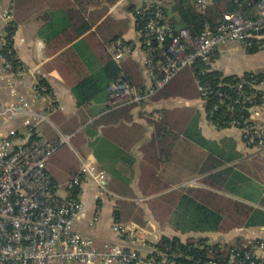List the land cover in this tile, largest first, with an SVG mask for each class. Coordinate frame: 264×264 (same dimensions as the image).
<instances>
[{
	"label": "crops",
	"instance_id": "1",
	"mask_svg": "<svg viewBox=\"0 0 264 264\" xmlns=\"http://www.w3.org/2000/svg\"><path fill=\"white\" fill-rule=\"evenodd\" d=\"M141 3L88 0L84 9L90 29L53 49L47 46L45 34L52 26L58 29L67 24L66 12L79 8L75 0H0V46L7 24L17 22L13 46L23 65L13 78L17 92L36 107L47 108L48 95L59 106L39 125L49 141L58 144L60 134H70L68 142L58 144L47 164L57 193L79 171L82 160L105 172L104 187L90 177L81 183L83 208L75 218L74 229L100 246L110 241L125 242L112 228L114 222H121L128 233L137 234L134 245L143 254L155 251L162 236H177L182 241L203 236L208 243H231L263 235L264 225L228 231L195 227L199 213L195 203L213 206L221 198L261 207L258 202L264 194V150L247 146L237 127L217 129L207 119L200 97L174 96L117 109L121 106L107 104L109 84L85 105L77 106L74 84L104 65L108 56L105 46L113 38L134 43L133 51L122 61L136 64L142 83L148 81L130 9ZM175 15L171 9L168 16ZM260 50L247 53L239 43L228 42L216 50L211 66L225 74L264 70V63L251 57ZM231 54L238 59H230ZM3 64L0 56V66ZM35 78L44 79L48 89L34 99ZM6 79L8 75L0 73V101L14 98ZM181 107L193 111L184 131L172 129L154 139L149 114ZM252 117L264 126V104L253 109ZM156 197L163 204L157 214L150 205Z\"/></svg>",
	"mask_w": 264,
	"mask_h": 264
},
{
	"label": "built area",
	"instance_id": "2",
	"mask_svg": "<svg viewBox=\"0 0 264 264\" xmlns=\"http://www.w3.org/2000/svg\"><path fill=\"white\" fill-rule=\"evenodd\" d=\"M208 3V0H196L202 13ZM164 6L163 0H142L135 8L140 20L136 21L133 15L134 27L137 42L144 52L142 64L148 81L134 85L121 73L109 86L107 104L110 107L142 105L182 68L193 66L198 59L208 62L221 45L235 42L242 47L252 46L253 38L264 36V0L257 1L254 16H244L234 10L215 25L204 20L203 28L196 35H191L187 28L173 29L164 14ZM105 47L110 58L120 63L133 51L134 43L116 37ZM20 72L21 69L14 70L9 63L0 66V73L8 75L5 84L14 96L12 100L0 101V264H176L160 249L141 253L134 245L137 234L128 233L121 222H114L112 228L125 242L110 241L100 246L74 229L75 218L83 208L77 188L85 177L104 187L105 172L82 160L79 171L64 184L66 194L57 193L47 164L58 144L68 142L70 134H60L58 144L47 139L39 125L48 121L49 113L59 106L49 95V105L44 108L34 106L32 101L19 94L13 78ZM242 81L244 79L237 86L241 101L253 104L255 91L264 90V80L252 84L256 90L247 95L242 91ZM37 82L38 78H35L34 99L41 93L36 87ZM196 84L203 101L212 89L200 80H196ZM225 99L227 107L232 109L231 97L225 94ZM258 106L249 107L251 117ZM160 116V110L149 114L150 118ZM239 129L247 146L264 150L263 125L255 123ZM201 262L264 264V234L229 244L219 242Z\"/></svg>",
	"mask_w": 264,
	"mask_h": 264
},
{
	"label": "trees",
	"instance_id": "3",
	"mask_svg": "<svg viewBox=\"0 0 264 264\" xmlns=\"http://www.w3.org/2000/svg\"><path fill=\"white\" fill-rule=\"evenodd\" d=\"M108 1L113 2L114 0ZM257 1L209 0L204 13H202L196 6V0H169L168 3L163 0L165 4L163 11L173 29L187 28L191 35H196L203 28L204 20H208L210 25H215L234 10H239L244 16H254ZM75 2L79 5V8H71L66 12L67 24L58 29L50 26V31L45 34L49 48H60L90 29L91 26L85 18L87 11L84 9L88 0H75ZM130 9L136 21H139L140 15L136 13L135 8L130 6ZM171 9L176 13L173 18L168 16ZM16 27L17 22L15 20H11L5 27L1 36L3 42L0 46V56L4 59V63L10 64L12 69L20 70L23 65L13 46V35ZM262 34L264 35V30H262ZM262 44H264V36L259 39L253 38L252 46L243 48L247 53H254L263 48ZM153 45L155 46L154 43ZM215 55L216 51L210 56L208 62L198 59L193 66H186L179 70L149 101L174 96L184 98L200 97L196 84V80H200L212 89V92L203 98V107L207 119L217 129L232 126L241 128L255 124L256 121L251 117L249 107L253 104H264V90L258 91L252 84L264 80V70L244 71L241 76L236 73L225 74L219 69L212 68L211 62L214 60ZM121 73L131 84H142L141 74L136 64L130 60L116 63L108 54L104 65L99 70L81 77L74 84L73 94L77 106L85 105L87 101L106 89ZM242 79H244L242 81V91L245 92V95L251 94L254 90L257 92L253 104L241 101L242 98L238 94L237 86ZM36 87L41 92L48 89L47 83L42 78H38ZM43 88L45 90H42ZM225 94L231 97L232 109H229L226 105ZM236 99L239 101L236 102ZM132 106L135 105H124L117 109H128ZM158 110L161 112L160 118H150L153 124L154 139L160 136L161 133L169 132L172 129L184 131V127L189 123L190 114L193 112L192 108L189 107H181L175 110ZM197 140H201V138L198 136ZM76 191H79V188ZM258 203L261 207H253L244 202L221 198H217L213 206L195 203L194 205L199 211L198 218L194 220L196 222L195 227L198 226L200 229L210 231H228L234 227L262 226L264 225V194ZM150 205L156 213L159 205L163 204H159V198L156 197L151 199ZM217 205L220 206L217 207ZM218 243L209 244L207 237L203 236L189 237L185 241L177 236H162L156 243V248L166 252L176 264H202L201 261L206 259L210 249L213 250ZM229 243L225 242V244Z\"/></svg>",
	"mask_w": 264,
	"mask_h": 264
},
{
	"label": "rangeland",
	"instance_id": "4",
	"mask_svg": "<svg viewBox=\"0 0 264 264\" xmlns=\"http://www.w3.org/2000/svg\"><path fill=\"white\" fill-rule=\"evenodd\" d=\"M175 12V11H174ZM124 24V25H123ZM123 29L127 30V22L126 21H123ZM228 57L231 58H235V59H238L237 55H228ZM252 58H254V60H257L259 62H263L264 63V49L260 50L259 52H257L256 54H254L253 56H251ZM58 193L61 195V196H64L66 194V189H65V186L61 187L60 189H58Z\"/></svg>",
	"mask_w": 264,
	"mask_h": 264
}]
</instances>
